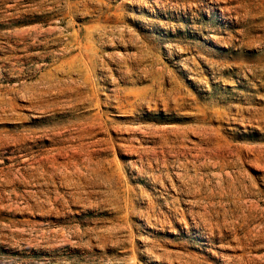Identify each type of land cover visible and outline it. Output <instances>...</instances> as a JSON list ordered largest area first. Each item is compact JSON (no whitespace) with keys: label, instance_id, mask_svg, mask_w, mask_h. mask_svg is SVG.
Segmentation results:
<instances>
[{"label":"rangeland","instance_id":"374dc122","mask_svg":"<svg viewBox=\"0 0 264 264\" xmlns=\"http://www.w3.org/2000/svg\"><path fill=\"white\" fill-rule=\"evenodd\" d=\"M0 264H264V0H0Z\"/></svg>","mask_w":264,"mask_h":264}]
</instances>
